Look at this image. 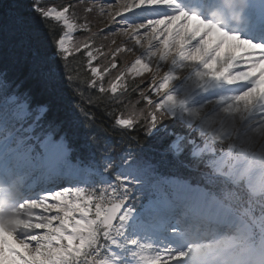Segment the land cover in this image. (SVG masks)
Returning a JSON list of instances; mask_svg holds the SVG:
<instances>
[{
    "label": "snow or ice",
    "instance_id": "1",
    "mask_svg": "<svg viewBox=\"0 0 264 264\" xmlns=\"http://www.w3.org/2000/svg\"><path fill=\"white\" fill-rule=\"evenodd\" d=\"M125 244L264 264V0H0V264Z\"/></svg>",
    "mask_w": 264,
    "mask_h": 264
},
{
    "label": "rangeland",
    "instance_id": "2",
    "mask_svg": "<svg viewBox=\"0 0 264 264\" xmlns=\"http://www.w3.org/2000/svg\"><path fill=\"white\" fill-rule=\"evenodd\" d=\"M100 27H103V25H100ZM96 31V27L94 26L93 27V32H95ZM109 39H111V37H109ZM95 43H96V45L97 46H100V45H106L107 43H108V41L107 40H105L103 37H100V36H97L96 37V40H95ZM106 50V49H105ZM82 180H83V178H82ZM84 181V180H83ZM123 246H127V244H125V245H122V247ZM131 247H134V248H136L137 246H132V245H130Z\"/></svg>",
    "mask_w": 264,
    "mask_h": 264
},
{
    "label": "bare ground",
    "instance_id": "3",
    "mask_svg": "<svg viewBox=\"0 0 264 264\" xmlns=\"http://www.w3.org/2000/svg\"><path fill=\"white\" fill-rule=\"evenodd\" d=\"M127 15H131V13H128ZM204 241H206V240H204ZM207 241H210V240L208 239ZM130 254H132V252ZM133 256H137L138 260L140 259V254H138V253H133Z\"/></svg>",
    "mask_w": 264,
    "mask_h": 264
},
{
    "label": "trees",
    "instance_id": "4",
    "mask_svg": "<svg viewBox=\"0 0 264 264\" xmlns=\"http://www.w3.org/2000/svg\"><path fill=\"white\" fill-rule=\"evenodd\" d=\"M99 115H101V114L98 113V116H99ZM97 131H100V129L98 128Z\"/></svg>",
    "mask_w": 264,
    "mask_h": 264
}]
</instances>
